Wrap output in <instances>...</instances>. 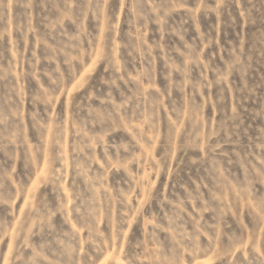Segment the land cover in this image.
Wrapping results in <instances>:
<instances>
[{"label":"rangeland","instance_id":"rangeland-1","mask_svg":"<svg viewBox=\"0 0 264 264\" xmlns=\"http://www.w3.org/2000/svg\"><path fill=\"white\" fill-rule=\"evenodd\" d=\"M0 264H264V0H0Z\"/></svg>","mask_w":264,"mask_h":264}]
</instances>
